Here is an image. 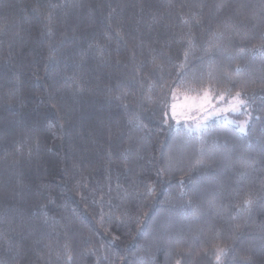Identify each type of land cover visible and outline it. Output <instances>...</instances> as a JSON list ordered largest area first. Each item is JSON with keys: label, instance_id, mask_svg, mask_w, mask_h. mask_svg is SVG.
<instances>
[{"label": "trees", "instance_id": "obj_1", "mask_svg": "<svg viewBox=\"0 0 264 264\" xmlns=\"http://www.w3.org/2000/svg\"><path fill=\"white\" fill-rule=\"evenodd\" d=\"M0 264H264V0H0Z\"/></svg>", "mask_w": 264, "mask_h": 264}, {"label": "rangeland", "instance_id": "obj_2", "mask_svg": "<svg viewBox=\"0 0 264 264\" xmlns=\"http://www.w3.org/2000/svg\"><path fill=\"white\" fill-rule=\"evenodd\" d=\"M202 94H203V91H200L199 93H195V94H183L177 91H172L169 95L168 115L174 121L179 122L181 125H183L185 128L190 129V130H197L193 127V120L189 119V117H196V118L200 117L201 113L195 110L196 105H198L199 101L196 100L194 103L193 98L202 96ZM234 95L235 94H232L226 97L223 101L214 99L211 101V103L212 105L215 106V108H228L229 102L231 101V97ZM173 105L176 106L175 109L173 108ZM238 108L239 110H236V111H227V112L213 115L206 121V123L210 119H213V118L220 119L225 122L232 123L233 125L237 127L239 131L244 132L246 125H247V118L246 117H240V118L234 117L235 114L243 110L242 106H238ZM174 112H175V115H174Z\"/></svg>", "mask_w": 264, "mask_h": 264}, {"label": "snow or ice", "instance_id": "obj_3", "mask_svg": "<svg viewBox=\"0 0 264 264\" xmlns=\"http://www.w3.org/2000/svg\"><path fill=\"white\" fill-rule=\"evenodd\" d=\"M185 58H187V53L185 54ZM235 71L238 73L241 71V68L239 65H237ZM234 83V82H233ZM213 90L211 87L206 88L203 90L202 96H198L196 98H193V101L195 103L196 100L199 101L198 105H196V111L201 113L199 118L196 117H189V119L193 120V127L197 130L201 129L202 127H206V121L212 117L213 115L227 112V111H236L239 110L238 106H243L245 104V100L241 99L242 96H245L246 93L241 90L237 91L234 96L231 97V101L229 102V107L228 108H215L214 105H212L211 101L212 100H219L223 101L228 95L229 91L225 90L223 92H220L218 96H214L212 94ZM187 99V98H186ZM234 102V103H233ZM175 105H173V108L175 109ZM175 115V112H174ZM148 191L151 192L152 188L149 187ZM244 205H249L251 203L250 199H244L242 201ZM218 255H217V260L219 262L220 256L227 251V249H221L217 248L216 249Z\"/></svg>", "mask_w": 264, "mask_h": 264}]
</instances>
